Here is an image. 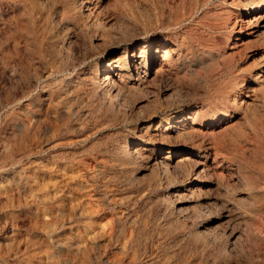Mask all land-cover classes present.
Segmentation results:
<instances>
[{"label": "rangeland", "instance_id": "1", "mask_svg": "<svg viewBox=\"0 0 264 264\" xmlns=\"http://www.w3.org/2000/svg\"><path fill=\"white\" fill-rule=\"evenodd\" d=\"M84 1L0 0V264H264V20L229 12L243 0ZM141 37L175 51L121 102L103 63ZM195 107L186 143L223 171L190 193L203 156L160 160L152 125Z\"/></svg>", "mask_w": 264, "mask_h": 264}, {"label": "bare ground", "instance_id": "2", "mask_svg": "<svg viewBox=\"0 0 264 264\" xmlns=\"http://www.w3.org/2000/svg\"><path fill=\"white\" fill-rule=\"evenodd\" d=\"M93 1H95V0H85L84 1L85 2V4L83 5L85 7L84 9H86L88 12H90V10H91L90 8L92 6H90V4ZM229 6H230L229 12H231L233 14H237V16H239V17H241L242 14L252 15V20H254L256 22H260L257 25L261 24L262 21L264 20V18L262 17V15H263L262 10L264 9V0H243L242 4H240V6H238L240 9L235 8V7H237L235 5L230 4ZM226 12H228V10L223 11V12L221 11V13L219 14V17L225 18L227 15ZM247 21H249V18L245 21H241V25H239L240 29L237 30L238 32H240V34H242V33L246 34L247 33L246 30H244L245 26H246L245 23ZM261 25H264V22ZM245 47H247V46H245ZM161 48H164V51H161ZM174 51H175L174 48L166 46L165 42L162 43V45L160 47H157V42H156V40H154V38H149V39H147V41H145L144 37L143 38L141 37L140 39L136 40L135 44L132 46V52L131 53H130L128 47H124L122 52L112 56L108 61H106V62L104 61V63H103L104 72L102 74V82L107 87V89L111 93L112 97H114L118 101H121V102L126 101L127 102V100H126L127 99V92L130 91L131 87L141 88V90L144 89L147 91L149 88L152 87V85L155 84V80H153L151 77H148V72H149L148 68L150 67L151 61L154 59H157V58L164 59L165 56H169ZM165 63H166L165 60L161 61V65L155 69V73H158L163 68ZM254 65H255V63H252V65L249 67V71H251V73H252L251 68ZM263 68H264V66L260 69H263ZM262 79H263V82L261 83L259 88H257L256 86H252L251 90L253 93L256 94V92L261 91V93L264 94V78H262ZM250 80L252 81V79H250ZM237 84L239 86H242L243 80ZM161 90L164 93L163 94L164 97L166 96V98L170 97L173 94V90H171L169 87L164 86ZM237 93H240V91H238ZM228 97H229V95H228ZM245 97H247L248 99ZM252 97H253V95H252ZM252 97L249 94L246 96H242L241 103L246 104V105L249 104L251 102L249 99L253 100ZM232 99H233V101L231 103H236L235 97ZM152 102H154V101L152 100ZM263 103H264V101H263ZM196 114H197V107L182 111L179 114L171 115V116L165 118L164 120H160L158 122L153 123V125H152V127L156 131V133L159 134V141H158V146L156 147V152L158 154V157H160V160H162V159L166 160V158L169 156L174 158L183 152L193 153V154L197 155L198 157L203 156L204 159H198V158L193 159V158H191V159H193V163L195 164L196 173L193 177H191V176L185 177L181 182V185L185 186V188H184L185 191L187 190L190 193H193L195 191V189L198 188V185L193 186L195 181H196V184H199L200 182L204 181L203 178L205 176L204 177L201 176V174H203V172L210 173V170H212V172L214 174H216L218 177V176L222 175L221 172L223 171L222 168L220 170H218L216 166H214V165L211 166L212 163H217V165H221L222 160H223V159H220V160L218 159V152L216 149H214L215 147L213 144L210 143V144L204 145L202 147V146H200L201 144H199V143H193L192 142L191 145L186 143V142L191 141L193 136H194V132H195L196 128L193 125H194V123H196L195 122V120L197 118ZM226 114H227V112L225 111L223 113L221 119H220L221 121H223ZM147 125L145 127H147ZM167 128L170 129L171 132L168 134H165L164 129H167ZM181 139L184 140L182 144L180 142V141H182ZM132 143L133 144L140 143V141H133ZM135 147L133 145L134 151H136ZM211 148L214 150L211 151ZM211 152H213V154H212L213 156H212V159L210 161V153ZM162 153H164L165 155L161 156ZM178 159L179 158H177V160ZM209 161L211 163H209ZM165 163H167V162H165ZM231 175H232V173H231ZM195 192H197V191H195Z\"/></svg>", "mask_w": 264, "mask_h": 264}]
</instances>
